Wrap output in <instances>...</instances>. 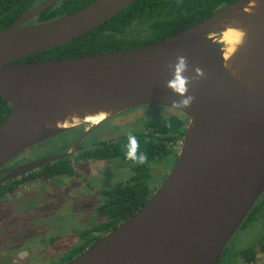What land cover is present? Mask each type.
<instances>
[{
  "label": "water",
  "instance_id": "obj_1",
  "mask_svg": "<svg viewBox=\"0 0 264 264\" xmlns=\"http://www.w3.org/2000/svg\"><path fill=\"white\" fill-rule=\"evenodd\" d=\"M56 1L43 0L0 29V97L10 108L0 123V168L87 118L137 106L177 111L188 125L163 181L140 209L63 264H216L264 191V0H235L138 47L17 61L77 38L134 0H93L28 24ZM228 29L241 40L224 58L220 35ZM178 56L182 94L167 86ZM71 152L17 166L0 183Z\"/></svg>",
  "mask_w": 264,
  "mask_h": 264
},
{
  "label": "trees",
  "instance_id": "obj_2",
  "mask_svg": "<svg viewBox=\"0 0 264 264\" xmlns=\"http://www.w3.org/2000/svg\"><path fill=\"white\" fill-rule=\"evenodd\" d=\"M42 1L0 0V29L10 25L18 16ZM92 1L57 0L31 19L28 24L45 22L68 15ZM233 1L235 0H134L112 18L77 38L55 48L24 56L17 61L63 59L142 46L191 26ZM9 110V105L0 97V123L6 118ZM185 124L186 122L178 117L153 116L144 123L143 129L146 133L144 130L142 132L131 131L118 137L97 141L92 148L80 151L78 156L70 155L41 166L39 171L25 176L23 181L36 177L51 178L55 175L73 176L74 170L71 163L80 159H117L127 163L132 170V176L128 183L120 184L110 190H103L105 198L97 208V213L103 221L98 223L92 232H109L147 202L150 196L147 184L148 165L153 162L163 163L169 154L173 156L174 160L176 159L183 139ZM129 135L136 138V151L142 152L146 157L142 164L125 158ZM7 188L3 186L0 189V194L11 191L14 187ZM263 207L264 191L255 201L238 229L256 220ZM227 244L216 264H233L232 260L236 255H240L246 262L254 259L253 246L238 250V248L234 249V245ZM257 249L264 255V232L258 240ZM81 250L82 247L74 249L69 253V257Z\"/></svg>",
  "mask_w": 264,
  "mask_h": 264
},
{
  "label": "rangeland",
  "instance_id": "obj_3",
  "mask_svg": "<svg viewBox=\"0 0 264 264\" xmlns=\"http://www.w3.org/2000/svg\"><path fill=\"white\" fill-rule=\"evenodd\" d=\"M171 112L164 107H138L112 120V125L119 126L115 133L110 131L109 123H104L89 137L90 141L129 133L139 129L150 116ZM66 135H57L38 143L26 151L21 161L61 153L70 142ZM170 159L174 161V158ZM106 163L90 164L83 179V173L78 171L75 177L30 181L20 186L8 202L0 203V260L10 259L17 250L25 251L31 247V264H58L63 261L62 255L66 251L71 252L84 240L93 239L90 231L103 221L97 213L102 199L98 187L112 185L113 181L117 183L126 176L125 171L119 168L124 165L123 162H113L116 166ZM103 172L108 177L106 181L99 175ZM263 230L264 219L261 218L245 229L236 230L227 245L233 244L234 249L245 244L255 246L257 234Z\"/></svg>",
  "mask_w": 264,
  "mask_h": 264
},
{
  "label": "flooded vegetation",
  "instance_id": "obj_4",
  "mask_svg": "<svg viewBox=\"0 0 264 264\" xmlns=\"http://www.w3.org/2000/svg\"><path fill=\"white\" fill-rule=\"evenodd\" d=\"M138 107H148V108H152V106H137V107H134V108H131V109L122 111V112H120V113H118V114H116V115H114L112 117L99 120L98 122H90V121L82 122L79 125H76L75 127L71 128L70 130H67V131H65L63 133L58 134V135L67 134L66 137L68 136L70 138V142H69V145L66 146L61 153H58L56 155H61V154L67 153L69 151H72L69 155L64 156V157H68L70 155L78 156L79 153H80V151L88 150V149L92 148L94 146V143L95 142L100 141V140L90 141V138H89L94 133V131L98 128V126H100V125H102L104 123H107V124L109 123V125H110V131H112V134H113V133H115L119 129V126L112 125L111 124L112 123V120H114V118L118 117L120 114L125 113L127 111L134 110V109H136ZM154 108H159V107L156 106ZM167 109H169V108H167ZM169 110H172V109H169ZM172 111L173 112L167 113V114H164V115L162 114V115H159V116L158 115H153V116H158V117H161V118H167V117H170V116H174V117H178L181 120L186 119V121L184 120L186 122V124H185V128H186V126L188 125V119L185 118V116H183L181 113H179L177 111H174V110H172ZM153 116H150L147 120H149ZM145 122L142 123V125L139 127V129L133 130V131H140V132H142L144 130L143 129V126H144V123ZM72 130H74V131H72ZM144 133H146L145 130H144ZM119 135H121V134H119ZM119 135H117V136H111V138L112 137H118ZM181 143H180V146H181ZM32 147H30V148H32ZM30 148H28L25 151L21 152L20 154H18L17 156H15L13 159H11L9 162H7L5 165H3L0 168V179L3 178L9 172V170H11V169H13V168H15L17 166L23 165L25 163H28L30 161H33V160H30V161L27 160L28 162L27 161H21V160H23L25 158V156H26L25 153ZM179 149H180V147H179ZM179 149H178V152H179ZM178 152H177V155H178ZM49 156H52V155H49ZM43 157H46V156H43ZM43 157H40V158H43ZM40 158H38V159H40ZM61 158H63V157H61ZM61 158H59V159H61ZM170 158H173V156L171 154H169L167 156V158L163 161V163L153 162V163H150L148 165V168H149V179H148L147 184L149 186L150 196L155 191V189L159 186V184L163 181V179L167 175L168 171L170 170V168L172 167V165L176 161V159L174 161H170V160H172ZM176 158H177V156H176ZM59 159H56V160H59ZM56 160H54V161H56ZM54 161H51V162H54ZM115 161H117V159H95V158H86V159H80V160H77V161H73L71 164L73 166L74 175L73 176L64 175V176H66V177H75V176H78V171H80V173L81 172L83 173L82 176H81L82 179H83L86 176L85 170L88 168V166L90 164L95 163V162H100V163H104V162L106 163L107 162L106 164H109V163L110 164H113V162H115ZM51 162H47V163H51ZM120 162H122V161H120ZM47 163H45V164H47ZM45 164H42L41 166H43ZM123 164L126 165V166H124V165L123 166L122 165L119 166L120 169H123V171H125L124 174L126 175L124 177V179L122 178L123 179L122 181H119L117 183H115V181H113L112 182L113 183L112 185H109L110 184L109 183V184H105L103 186L98 187V190L100 191V194L102 196V199H101L100 204L102 203V201L105 198V195L102 193L103 190H110V189H113V188H115L116 186H118L120 184H123V183L126 184V183H128L130 177L132 176V170H131V168L129 167V165L127 163L123 162ZM41 166L35 168L34 170H32L30 172L21 174L19 176L13 177V178H9L6 181L1 182L0 183V189L3 188V186H4V188H7V187H10V188L11 187H14V188L11 191H6V192L0 194V203L8 202L11 199L12 194L16 190H18L20 186H22L23 184H26V183H28L30 181H38V180H47V181H50V180H54V179H60L62 177L61 175H55V176H53L51 178H47V177H36V178L30 179V180H27V181H23V179L25 178V176H27V175H29L31 173H35V172L39 171V169H40ZM114 166H116V165H114ZM122 167H124V168H122ZM2 170H4L5 172H2ZM99 175H101L103 177V180L104 181L108 180V177L106 175H104V172L101 173V174H99ZM81 177H79V178L81 179ZM17 182H19V183H17ZM5 184H7V185L5 186ZM53 184H55V183H53ZM57 184L59 185L60 182L57 183ZM260 212L261 213L259 214V216H257V219L256 220H259L261 218L264 219V207L261 209ZM256 220H254V221H256ZM254 221L248 223L247 225L252 224ZM247 225L245 227L240 228V229H237V230L240 231L242 229H245L247 227ZM107 232H104L103 231V232L95 233V232H92V230H91V234L93 236V239H91V240H84L83 243L80 246L76 247V248L82 247V250L79 251V252H77L73 256H70L69 257V253L70 252L69 251H66L62 255L63 256V261H61L58 264H63L65 262H67L68 260L72 259L76 255H78L79 253H81L84 249H86L87 247H89L90 245H92L94 242H96L97 240H99ZM263 232H264V230L262 232H259L257 234V241H256L255 246H253V251L255 252V255L253 256L254 259H252V261L250 260V261H247L246 262L244 260V258L240 257V255H236L234 257V259L232 260L233 261V264H264V255L257 249L258 240H259V238H260V236H261V234ZM96 237H98L97 240H95ZM231 245H233V244H231ZM248 247L249 246H247L245 244L244 247L238 248V250H244V249H246ZM31 251H32V248L31 247H29V250H25V251H23V250H19L18 251L17 250L15 252V255L12 258H10V259L8 258L7 260H5V259L4 260H0V264H31L30 263V260H29L30 259L29 256L32 253ZM33 264H35V263L33 262ZM54 264H57V263H54Z\"/></svg>",
  "mask_w": 264,
  "mask_h": 264
},
{
  "label": "clouds",
  "instance_id": "obj_5",
  "mask_svg": "<svg viewBox=\"0 0 264 264\" xmlns=\"http://www.w3.org/2000/svg\"><path fill=\"white\" fill-rule=\"evenodd\" d=\"M184 69V57L178 56L176 58V63L173 65V79L168 81L167 86L174 92L178 94H182L185 91V80L182 78L179 73ZM194 72L197 74V76H200L201 70L199 68L194 69ZM191 101L190 96H186L183 100L180 101V105L182 107L188 106V104ZM137 149V142L136 138L132 135L128 136V145H127V151L125 153V158L130 159L132 161L143 163L145 160V155L141 152L138 153L136 151Z\"/></svg>",
  "mask_w": 264,
  "mask_h": 264
},
{
  "label": "bare ground",
  "instance_id": "obj_6",
  "mask_svg": "<svg viewBox=\"0 0 264 264\" xmlns=\"http://www.w3.org/2000/svg\"><path fill=\"white\" fill-rule=\"evenodd\" d=\"M220 40L224 43V58H227L229 54L233 51L234 46L238 44L241 40V34L232 29H228L221 33ZM101 119V117H95V118H87V121L90 122H98Z\"/></svg>",
  "mask_w": 264,
  "mask_h": 264
}]
</instances>
